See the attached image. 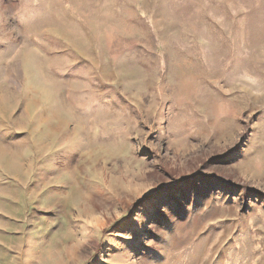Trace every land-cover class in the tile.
<instances>
[{
	"label": "rangeland",
	"instance_id": "374dc122",
	"mask_svg": "<svg viewBox=\"0 0 264 264\" xmlns=\"http://www.w3.org/2000/svg\"><path fill=\"white\" fill-rule=\"evenodd\" d=\"M0 264H264V0H0Z\"/></svg>",
	"mask_w": 264,
	"mask_h": 264
}]
</instances>
